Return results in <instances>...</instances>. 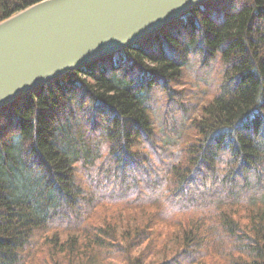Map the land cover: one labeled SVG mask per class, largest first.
Masks as SVG:
<instances>
[{"label": "trees", "instance_id": "obj_1", "mask_svg": "<svg viewBox=\"0 0 264 264\" xmlns=\"http://www.w3.org/2000/svg\"><path fill=\"white\" fill-rule=\"evenodd\" d=\"M0 264H264V0H209L0 109Z\"/></svg>", "mask_w": 264, "mask_h": 264}, {"label": "water", "instance_id": "obj_2", "mask_svg": "<svg viewBox=\"0 0 264 264\" xmlns=\"http://www.w3.org/2000/svg\"><path fill=\"white\" fill-rule=\"evenodd\" d=\"M209 0H43L0 22V109Z\"/></svg>", "mask_w": 264, "mask_h": 264}, {"label": "rangeland", "instance_id": "obj_3", "mask_svg": "<svg viewBox=\"0 0 264 264\" xmlns=\"http://www.w3.org/2000/svg\"><path fill=\"white\" fill-rule=\"evenodd\" d=\"M216 70H217V69H215V68H214V70H213V72H212V73H214ZM212 78L216 79V78H215V76H214V77L212 76Z\"/></svg>", "mask_w": 264, "mask_h": 264}]
</instances>
